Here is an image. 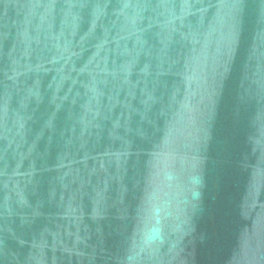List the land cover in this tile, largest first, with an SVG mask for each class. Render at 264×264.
Wrapping results in <instances>:
<instances>
[{"label": "water", "instance_id": "water-1", "mask_svg": "<svg viewBox=\"0 0 264 264\" xmlns=\"http://www.w3.org/2000/svg\"><path fill=\"white\" fill-rule=\"evenodd\" d=\"M0 264H264V0H0Z\"/></svg>", "mask_w": 264, "mask_h": 264}]
</instances>
